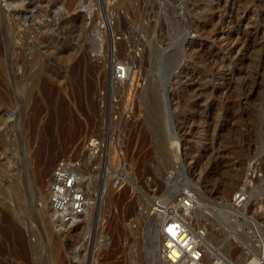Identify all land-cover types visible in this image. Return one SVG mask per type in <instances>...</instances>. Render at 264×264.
Segmentation results:
<instances>
[{
  "label": "rangeland",
  "instance_id": "1",
  "mask_svg": "<svg viewBox=\"0 0 264 264\" xmlns=\"http://www.w3.org/2000/svg\"><path fill=\"white\" fill-rule=\"evenodd\" d=\"M1 1L0 264H156L166 208L194 229L207 223L211 261L219 252L264 264V0ZM117 59L134 69L118 89ZM90 134L109 138L107 161L93 165L119 160L130 176L119 192L93 196L81 222L51 221L50 173L64 156L87 158ZM100 174L102 194L110 180ZM241 187L248 198L236 212L225 205ZM219 206L234 213L219 217Z\"/></svg>",
  "mask_w": 264,
  "mask_h": 264
},
{
  "label": "built area",
  "instance_id": "2",
  "mask_svg": "<svg viewBox=\"0 0 264 264\" xmlns=\"http://www.w3.org/2000/svg\"><path fill=\"white\" fill-rule=\"evenodd\" d=\"M1 2L3 8H6L4 0ZM129 66L131 67L128 61L120 59L115 60L112 76V85L114 88L118 89L120 86L121 88L125 86L123 81L128 78V73L130 71ZM139 86L141 88L142 85L139 84ZM136 88L138 89V87ZM118 92L120 93V89ZM107 124L108 127H111V130H113L117 125H120V119H111ZM102 136L90 134L85 138L84 148L89 155L87 158L83 159L80 156L67 155L56 162L52 170L49 199L58 221L67 222L69 224L81 222L83 218L87 217L91 212L90 205L93 203V196L98 200L100 195H108L110 191L119 192L120 179L122 180L128 175L130 176L127 164L125 163V165H122L121 167L119 160L117 167H112L111 169L108 168L109 166L93 165V159L91 158H100L102 160L103 158H106L107 161V157L105 156H107L108 152L107 140L109 138ZM120 147L121 146L119 145V151ZM104 151L106 153H104ZM119 154L120 153L117 152V155ZM99 162L101 164V161ZM101 171L109 173V177H106V179L110 180V184L108 188L109 190H104L102 188L100 190L102 194H99L96 192V188H93V183L97 182L101 175ZM185 195L184 201L187 205L191 206L193 201L192 194L186 192ZM181 196L182 194H178L177 200H180L182 198ZM247 198L248 192L246 187H241L233 194L232 200L228 206L234 211H237L244 206ZM158 204L163 205L162 202ZM162 208L166 207L163 206ZM171 208L172 207L170 206V209ZM168 209L166 208V210H164V214L168 212ZM220 209L222 208H219V210ZM220 212L223 213L225 218H230L228 212L233 213V211H230V209L228 210V208H224L223 211ZM236 215L239 216L238 214ZM235 218L238 219L239 217ZM191 221L192 220H188L187 217L179 215L167 219L163 231L165 235L163 240L165 244L163 254L166 258L164 264H235L231 259L219 252L216 254L215 260L211 261L209 256L211 255L212 250H209V243L206 239L208 232L207 223L201 222L196 224L197 227L194 229ZM90 239L91 234H87L85 243L89 244ZM98 264L107 263L102 261L98 262Z\"/></svg>",
  "mask_w": 264,
  "mask_h": 264
},
{
  "label": "bare ground",
  "instance_id": "3",
  "mask_svg": "<svg viewBox=\"0 0 264 264\" xmlns=\"http://www.w3.org/2000/svg\"><path fill=\"white\" fill-rule=\"evenodd\" d=\"M223 3H224V1H223ZM225 7V6H224ZM241 7V6H240ZM1 31V30H0ZM1 34V33H0ZM3 34V33H2ZM4 36V35H3ZM1 39H2V37H1ZM0 39V40H1ZM245 42V41H244ZM249 42V41H248ZM179 57V55H176L174 58H173V61H174V59L176 60L177 58ZM1 69H0V72L1 73H4V72H6L7 73V71H6V68L5 67H0ZM51 71H53V70H51ZM52 74H53V72H51ZM52 74H50L51 76H52ZM7 75V74H6ZM53 77V76H52ZM128 77H129V73H128ZM128 78H126L125 80H127ZM124 80V81H125ZM51 88V87H50ZM50 91V89H48L47 90V92H46V94H48V93H50L49 92ZM54 93V92H53ZM50 97H48V99H49ZM150 100H151V117H152V119L156 122V136H157V138H158V145H160V147L162 148V147H164V142H163V140H162V134H163V127H162V123H161V117H162V104H161V99H160V97H159V95H158V93H157V91L156 90H153L152 92H151V96H150ZM51 99V98H50ZM64 115V114H63ZM149 115V116H150ZM52 116V115H51ZM37 118H38V115H37ZM151 119V118H150ZM151 119V120H152ZM43 140V139H42ZM41 146V145H40ZM39 148V147H38ZM44 148H43V146H41V148H39L38 150H36L35 152H34V157H36V159H37V161H36V172H37V174H38V177L40 178V179H42L43 180V177L45 176V174L48 172V170H49V166H50V162H49V160H47L46 158H45V156H44ZM51 157V156H50ZM51 179H52V172L50 173V178L47 180V197L45 198V203H46V210H44V212L45 213H47L48 215H46V216H48V218L51 220V221H54L55 219H56V217H55V213H54V210H53V208H52V205H51V203H50V199H49V188H50V182H51ZM44 182V181H43ZM39 184V183H38ZM40 185V184H39ZM18 194H19V198L21 199L22 198V200H23V197H24V193H23V191H19L18 192ZM203 198V197H202ZM44 202V201H43ZM93 202V201H92ZM218 204V203H217ZM92 205H93V203H91V205H90V208L92 207ZM160 205V204H159ZM221 205V204H220ZM225 205V204H224ZM160 206H163V205H160ZM159 206V207H160ZM203 206V205H202ZM222 206H223V203H222ZM222 206H219V207H221L222 209H220L219 210V208H216L217 209V216H219L220 217V215L221 214H223V213H221L220 211H223V209L225 208V206L227 207V205H225L224 206V208L222 207ZM229 207V206H228ZM160 208H162V207H160ZM162 209H165V208H162ZM161 209V210H162ZM205 209V208H204ZM208 209V208H207ZM231 209V208H230ZM218 210H219V214H218ZM211 211V210H210ZM234 211V210H233ZM212 212V211H211ZM237 212V211H236ZM162 213H164V211L162 210ZM172 213V212H171ZM207 213V212H206ZM234 213V212H233ZM238 213H241V212H238ZM210 214V213H209ZM165 215V217H167V219L168 218H170V217H173L172 215H169L168 213H166V214H164ZM175 215V214H174ZM214 215H216V214H214ZM213 215V216H214ZM239 215V214H238ZM210 216V215H209ZM212 216V215H211ZM167 219H166V223H167ZM49 220V221H50ZM212 220V219H211ZM60 222V221H59ZM67 223V222H66ZM211 229V228H210ZM231 232V231H230ZM214 233V232H213ZM212 234V233H211ZM216 234V233H215ZM221 236V235H220ZM164 237H165V235H164ZM163 240H164V238L159 242V244H158V246L157 247H155L156 249H155V251H156V254H155V263L156 264H164L165 263V260H166V258L164 257V254H163V248H164V242H163ZM213 257V256H212ZM259 260H258V257H252V258H250V257H247V258H245L244 260H243V262L241 263V264H259Z\"/></svg>",
  "mask_w": 264,
  "mask_h": 264
}]
</instances>
